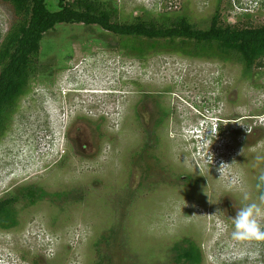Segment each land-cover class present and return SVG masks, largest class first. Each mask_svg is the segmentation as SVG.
<instances>
[{
  "label": "rangeland",
  "instance_id": "obj_1",
  "mask_svg": "<svg viewBox=\"0 0 264 264\" xmlns=\"http://www.w3.org/2000/svg\"><path fill=\"white\" fill-rule=\"evenodd\" d=\"M100 1L117 22L169 14L204 29L218 11L222 24L264 25V0ZM14 18L0 0V45ZM120 44L97 24L44 34L0 139V200H13L15 220L0 227V264H188L176 253L189 243L197 264H264V242L231 237V217L259 202L264 60Z\"/></svg>",
  "mask_w": 264,
  "mask_h": 264
},
{
  "label": "trees",
  "instance_id": "obj_2",
  "mask_svg": "<svg viewBox=\"0 0 264 264\" xmlns=\"http://www.w3.org/2000/svg\"><path fill=\"white\" fill-rule=\"evenodd\" d=\"M10 4L14 20L0 45V139L6 133L19 102L29 91L37 73L40 43L45 33L59 23L97 24L120 35L125 51L142 56L149 51L170 48L187 56L237 61L250 68L264 60V25L236 27L222 24L216 11L207 28L196 27L187 17L133 18L114 21V10L100 0H58V10L49 11L46 0H4ZM13 200H0V227L14 224ZM177 260L197 264L200 253L192 243L176 253Z\"/></svg>",
  "mask_w": 264,
  "mask_h": 264
},
{
  "label": "clouds",
  "instance_id": "obj_3",
  "mask_svg": "<svg viewBox=\"0 0 264 264\" xmlns=\"http://www.w3.org/2000/svg\"><path fill=\"white\" fill-rule=\"evenodd\" d=\"M207 130L208 132L205 133L207 138L212 139L218 136L217 130L212 128L211 125ZM213 160V155L209 152L207 156V163L212 165ZM225 165V163L220 164L218 168L220 173L222 172ZM257 180L258 183L256 184V188L260 193L258 196L259 202L257 203L256 201H251L244 203L243 206L236 211L235 216L231 217L233 225L231 237L235 241L257 243L264 242V170L260 172ZM244 199L247 201L249 200V197L245 195ZM259 255V251L254 253H242L241 258L247 256L251 261L258 258Z\"/></svg>",
  "mask_w": 264,
  "mask_h": 264
}]
</instances>
